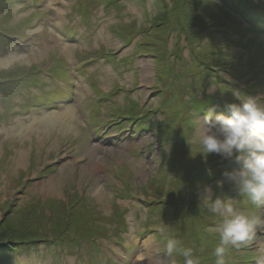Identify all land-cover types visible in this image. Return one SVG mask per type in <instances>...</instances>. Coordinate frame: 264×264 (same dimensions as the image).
<instances>
[{"label": "rangeland", "instance_id": "374dc122", "mask_svg": "<svg viewBox=\"0 0 264 264\" xmlns=\"http://www.w3.org/2000/svg\"><path fill=\"white\" fill-rule=\"evenodd\" d=\"M230 4L0 10V219L96 214L10 264H264V30Z\"/></svg>", "mask_w": 264, "mask_h": 264}, {"label": "trees", "instance_id": "16d2710c", "mask_svg": "<svg viewBox=\"0 0 264 264\" xmlns=\"http://www.w3.org/2000/svg\"><path fill=\"white\" fill-rule=\"evenodd\" d=\"M11 0H0V10L6 8L7 3ZM238 1V0H235ZM222 2H227V4H230L231 0H222ZM225 4V3H223ZM231 5V4H230ZM232 6V5H231ZM236 7V6H232ZM243 8L244 10L241 11L242 14H244L245 19H249V16H252L254 18V22L252 23L251 27H255V31H260L264 30V0H240L239 7L236 9ZM240 11V10H239ZM199 17V16H198ZM198 20V19H197ZM196 17L192 20L193 24L196 26ZM261 26V27H259ZM242 28V27H241ZM232 30L236 29L238 30V26L235 25L234 27L231 28ZM1 44L4 42L2 38L0 37ZM32 70V69H31ZM27 74L26 78L31 77V73L28 71L26 72ZM254 79V78H251ZM250 79V80H251ZM202 99L200 109L202 107L210 106L212 102H214V97H211L209 95L205 96V98L200 97ZM228 108H224L220 113L227 114L228 113ZM228 115V114H227ZM257 120L254 121L256 125L262 126L263 124ZM259 126V128H260ZM77 197L74 203H77L78 201V194L74 193L72 195V198ZM54 203V202H50ZM51 207V205H49ZM81 211V214L76 213V211ZM90 212L92 213L91 215H96L94 214L89 206H87L86 203L84 204H75L69 206V210L67 214L65 215L67 219L63 218V215L60 217L61 221H59V218L57 215H59V211L55 213L54 219L55 224H51L50 219L51 218L49 215H42L40 213H33V218L29 224H26L25 222L23 223L22 220L14 221L10 220L9 216L3 217L0 219V253H9V256H0V260L5 261L7 264H10L13 260H16L17 258L15 257V252L22 249L21 251H30L31 248L34 246H37L40 244L41 239L43 236H47V229L44 226V223L48 224L47 226L50 227V229H59L58 233L59 235V240L60 237L64 239L65 237L68 236L66 233V230L70 229H77L79 233H84L85 232V227H90L93 224V221H90L89 219V214ZM10 215V214H9ZM11 216V215H10ZM36 221V222H34ZM51 224V225H49ZM28 226H37L36 228H29ZM45 231V234H44ZM64 231V233H63ZM70 236V235H69ZM72 237V236H70ZM74 238V236H73ZM63 241V240H62ZM66 241V240H65ZM63 241V243H66ZM36 250V249H35ZM249 254V252H247ZM13 257V258H12ZM12 258V260H11ZM252 257H249L247 261H251Z\"/></svg>", "mask_w": 264, "mask_h": 264}, {"label": "bare ground", "instance_id": "6f19581e", "mask_svg": "<svg viewBox=\"0 0 264 264\" xmlns=\"http://www.w3.org/2000/svg\"><path fill=\"white\" fill-rule=\"evenodd\" d=\"M150 69V63L148 62V61H146L145 63H144V66H143V70H144V72H143V74L145 75V74H148V70ZM146 77V76H145ZM228 112H229V110H228ZM69 114H70V116L71 117H74L75 116V113H74V111H72V110H69ZM259 123V122H258ZM261 124V123H260ZM252 126L254 127V128H258L260 125L258 124V125H256L254 122L252 123Z\"/></svg>", "mask_w": 264, "mask_h": 264}]
</instances>
